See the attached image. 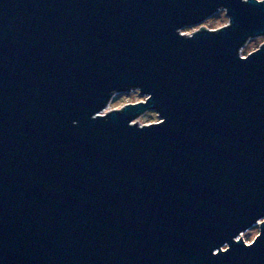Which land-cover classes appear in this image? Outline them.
I'll return each instance as SVG.
<instances>
[{"label": "water", "instance_id": "obj_1", "mask_svg": "<svg viewBox=\"0 0 264 264\" xmlns=\"http://www.w3.org/2000/svg\"><path fill=\"white\" fill-rule=\"evenodd\" d=\"M262 36L264 0H0V264H264Z\"/></svg>", "mask_w": 264, "mask_h": 264}, {"label": "rangeland", "instance_id": "obj_2", "mask_svg": "<svg viewBox=\"0 0 264 264\" xmlns=\"http://www.w3.org/2000/svg\"><path fill=\"white\" fill-rule=\"evenodd\" d=\"M227 23H228V19L225 16L224 10H219L211 17L205 19L202 23L196 26L184 28L181 30V32L183 34H190L193 31H196L200 28L216 30L226 25ZM262 43H264V36L249 40V42L242 48L241 55L246 56L247 54L255 51ZM142 100H144V98L140 97L137 91L124 93V94H117L111 99L106 111L119 109L124 105L138 103ZM159 120L160 119L158 118L157 114L154 111H147L144 115H142L137 119V123L139 125H146V124L158 122ZM258 231H259L258 225L251 227L241 235V238L244 240L245 243L248 244L254 240V238L258 234Z\"/></svg>", "mask_w": 264, "mask_h": 264}, {"label": "clouds", "instance_id": "obj_3", "mask_svg": "<svg viewBox=\"0 0 264 264\" xmlns=\"http://www.w3.org/2000/svg\"><path fill=\"white\" fill-rule=\"evenodd\" d=\"M224 250V249H223Z\"/></svg>", "mask_w": 264, "mask_h": 264}]
</instances>
